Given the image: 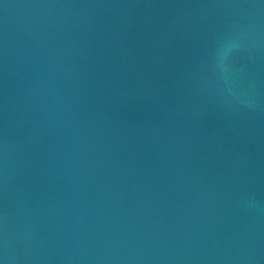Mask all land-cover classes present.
I'll return each mask as SVG.
<instances>
[{"label":"water","instance_id":"95a60500","mask_svg":"<svg viewBox=\"0 0 264 264\" xmlns=\"http://www.w3.org/2000/svg\"><path fill=\"white\" fill-rule=\"evenodd\" d=\"M0 261L264 264V0H0Z\"/></svg>","mask_w":264,"mask_h":264},{"label":"clouds","instance_id":"9594fccd","mask_svg":"<svg viewBox=\"0 0 264 264\" xmlns=\"http://www.w3.org/2000/svg\"><path fill=\"white\" fill-rule=\"evenodd\" d=\"M246 39L247 37L242 32L225 37L217 45L211 56V67L218 80L223 84L222 91L226 92L228 96H234L230 81L232 75L231 59L235 54L244 50ZM238 99L247 107H252L251 103L242 96ZM0 264H3V261H0Z\"/></svg>","mask_w":264,"mask_h":264}]
</instances>
